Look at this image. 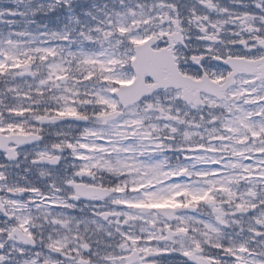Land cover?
Returning <instances> with one entry per match:
<instances>
[{
  "label": "snow or ice",
  "instance_id": "snow-or-ice-1",
  "mask_svg": "<svg viewBox=\"0 0 264 264\" xmlns=\"http://www.w3.org/2000/svg\"><path fill=\"white\" fill-rule=\"evenodd\" d=\"M12 2L0 264H264V0Z\"/></svg>",
  "mask_w": 264,
  "mask_h": 264
},
{
  "label": "rangeland",
  "instance_id": "rangeland-1",
  "mask_svg": "<svg viewBox=\"0 0 264 264\" xmlns=\"http://www.w3.org/2000/svg\"><path fill=\"white\" fill-rule=\"evenodd\" d=\"M78 1L79 0H75V2H77V3H78ZM38 2L46 3L47 0H38ZM90 2H91V0H86V1H82V2L80 1V3H83L85 5L89 4ZM13 7H15V4L12 2V0H0V8H13ZM52 13H55V12L48 13L47 15L38 13L36 16L32 17V19L36 21V24L41 25L42 27L44 25L49 26L50 22H51L49 17ZM55 15H56V19H54V21L56 22V29L55 30H59V28H61L63 26V24L66 23L67 21H66L64 16H61L58 18L57 14H55ZM80 18H83V17L80 16ZM8 19H13V18L8 17ZM14 19L19 21L22 18L21 17H15ZM3 27H5V26L0 25V28H3ZM32 27H34V25ZM13 30H15V29H13ZM65 129H67V126H65Z\"/></svg>",
  "mask_w": 264,
  "mask_h": 264
},
{
  "label": "flooded vegetation",
  "instance_id": "flooded-vegetation-1",
  "mask_svg": "<svg viewBox=\"0 0 264 264\" xmlns=\"http://www.w3.org/2000/svg\"><path fill=\"white\" fill-rule=\"evenodd\" d=\"M187 2H190V0H177V3H187ZM218 3H220L221 5H224V6H227L229 8H232L233 10H243L242 8H240L239 5H236V4H233L231 3V0H217ZM67 130V129H65ZM53 131H55V129H53ZM46 139H50V140H55L57 139V137H55L54 135L51 136V137H48L47 134H46ZM71 157L69 156L68 157V160H67V163L70 165L71 163ZM65 162L62 161L60 165H57V167H61ZM32 179L37 182V183H43L47 178H41L38 176V174L34 175L32 177Z\"/></svg>",
  "mask_w": 264,
  "mask_h": 264
}]
</instances>
